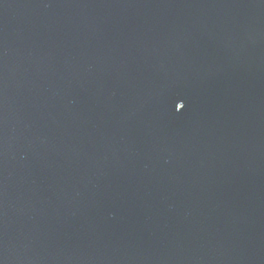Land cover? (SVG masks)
Masks as SVG:
<instances>
[{
  "label": "water",
  "instance_id": "95a60500",
  "mask_svg": "<svg viewBox=\"0 0 264 264\" xmlns=\"http://www.w3.org/2000/svg\"><path fill=\"white\" fill-rule=\"evenodd\" d=\"M0 264H264V0H0Z\"/></svg>",
  "mask_w": 264,
  "mask_h": 264
}]
</instances>
